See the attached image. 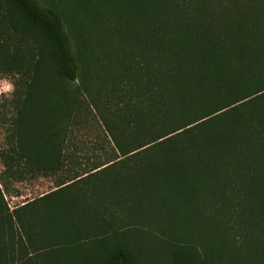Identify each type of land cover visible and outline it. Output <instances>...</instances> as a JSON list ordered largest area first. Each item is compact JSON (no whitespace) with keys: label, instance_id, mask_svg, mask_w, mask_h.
Listing matches in <instances>:
<instances>
[{"label":"trees","instance_id":"trees-1","mask_svg":"<svg viewBox=\"0 0 264 264\" xmlns=\"http://www.w3.org/2000/svg\"><path fill=\"white\" fill-rule=\"evenodd\" d=\"M1 77L5 174L68 171L0 264H264V0H0Z\"/></svg>","mask_w":264,"mask_h":264},{"label":"rangeland","instance_id":"rangeland-1","mask_svg":"<svg viewBox=\"0 0 264 264\" xmlns=\"http://www.w3.org/2000/svg\"><path fill=\"white\" fill-rule=\"evenodd\" d=\"M13 91L14 86L12 83V78L1 77L0 101L2 95H5L7 97V101H9ZM97 128L98 127L96 126V124L92 122L86 125H80L79 128L76 129L73 137H71L70 139L69 143L75 144V154L78 155V159L79 161H81V163L89 164V159L96 161L97 159L103 160L107 157L106 154H104V151L102 149H99V144H103L108 150H110L107 144V140L102 135L103 133L101 134V130H96ZM97 132L102 136L98 135ZM4 144V131L0 127V149ZM70 151L74 152L72 150ZM75 169L80 170L81 167L76 166ZM67 171L68 168L60 171L58 174L51 176L28 175L25 179H15L5 174V167L0 160V177L2 175H5V180L8 184V190H6L5 196L11 207L22 204L26 200H31L54 189L58 179L60 177L63 178L67 174ZM0 184L3 188L1 179Z\"/></svg>","mask_w":264,"mask_h":264}]
</instances>
